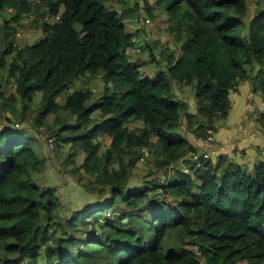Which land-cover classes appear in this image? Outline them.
I'll return each instance as SVG.
<instances>
[{"label": "trees", "instance_id": "16d2710c", "mask_svg": "<svg viewBox=\"0 0 264 264\" xmlns=\"http://www.w3.org/2000/svg\"><path fill=\"white\" fill-rule=\"evenodd\" d=\"M40 1L39 37L23 45L5 39L2 54L12 55L8 62L0 56V66L14 91L6 98L0 90V109L19 100L20 106L7 107L21 118L28 108L37 133L48 114L73 115L72 123L54 115L55 132L41 138L47 164L68 143L59 169L75 168L78 180L87 177L84 188L107 194L102 204L69 206L65 214L56 186L33 178L42 172L41 159L16 133L28 128L3 124L0 264H201L186 243L204 264H264V158L250 169L226 154L185 158L197 149L179 133L188 130L203 141L208 129L212 135L230 109V92L244 80L264 103V0H255L252 12L246 0H167V28L183 39L176 58L167 53V74L154 78L126 59L130 34L102 0ZM37 7L31 0H0V12L9 11L4 27ZM84 77L97 83L85 86ZM171 80L192 85L195 113L187 111L184 89L182 97L171 91ZM35 92L38 106L30 111ZM257 120L264 128V108ZM138 161L147 163L146 172L132 184ZM179 161L184 165L176 166ZM80 214L90 220L80 222ZM172 233L180 243L166 250Z\"/></svg>", "mask_w": 264, "mask_h": 264}, {"label": "rangeland", "instance_id": "374dc122", "mask_svg": "<svg viewBox=\"0 0 264 264\" xmlns=\"http://www.w3.org/2000/svg\"><path fill=\"white\" fill-rule=\"evenodd\" d=\"M34 3L38 4L37 10L32 11L31 14L26 15L23 17L18 24L15 23H7L5 24L6 27H4L3 23V15H7L9 11L0 12V56H3L6 62L9 61L11 58L12 53L2 54L3 47L5 46V39L12 40V42L17 43L19 45H23L25 42L30 41L34 38L39 37V30H37V25L42 20V16L40 13L44 9V3L40 0H31ZM146 3L149 5V9L147 11H144V16H147L149 18L148 24L141 27L140 23L142 22L138 19V9L134 8L133 6L136 4L135 7H137V4L141 5V2L145 3L144 0H102L103 4L107 6L109 9L115 11L123 20L124 24V30L125 32H128L130 34L131 43L128 45L126 50V59L133 63L137 62L138 64V70L140 72L141 76H148L150 78L156 77L160 72H164V74H167V60L166 56L167 53H171L174 58H176L179 53V45L182 41L183 37H181V40L178 39L174 33L170 32L167 28L168 24V15L165 10V5L167 3V0H145ZM249 6L248 11H253V5L255 0H246ZM5 13V14H3ZM2 27V28H1ZM75 29L79 30L80 24L75 22L74 23ZM12 28L16 29V32H12ZM11 29V30H10ZM149 31V33L147 32ZM10 33L8 36L4 35L5 32ZM12 32V33H11ZM12 34V35H11ZM41 35V34H40ZM8 37V38H5ZM152 38H154V42L152 41ZM148 45H151L152 52L148 48ZM138 48V49H137ZM85 82L83 83L85 86L91 87L92 85H95L97 83V78H85ZM100 83V82H99ZM79 84V83H78ZM171 91H175L177 96L182 97L181 92L174 90V84L175 81L171 80ZM96 87V88H95ZM93 89L94 91H97L99 89V85L95 86ZM185 91V97L183 99L188 102L187 96L190 97V101L194 99V89L192 85H182L180 86ZM110 88V87H109ZM13 82L10 79L6 78V68L5 65L0 66V90L2 92L3 97L8 98L10 93H12L14 90ZM111 90V89H110ZM109 90V91H110ZM40 92H35L33 100L30 103L29 110L32 111L33 107L38 106V98ZM67 94V91H62L58 97L57 101L62 102ZM232 95V93H231ZM173 98H177L175 96H172ZM94 98V97H93ZM91 98L90 100H92ZM187 98V99H186ZM259 101L256 99H253L251 101V105L253 108H256L259 111L263 110L261 106V97L259 95ZM13 101H6V103L3 105V107L0 109V128L3 126L4 121L7 119L17 118L20 119V126L22 128H28L24 130H18L17 135L22 140H26V142L33 148V150L36 152L38 157L41 159V163L39 165V171H42L41 173H33V178L39 185H47L52 184L56 186L57 189V195L59 197V200L61 202V211H63L65 214L69 211L68 207L72 206L73 209H85L88 206H97L99 204H102L105 201L106 194L107 193H100L99 190H88V188H84L82 185V182H86L87 177L84 175L81 180L77 179L78 172H75V168L73 167L63 168L59 169V165L57 162L64 156V154L69 151V144L68 143H62V146L59 148L54 149V154H49V158L51 157V162L49 163L50 167L47 164L46 157L48 153V149H46L45 144L41 141V138L43 139L46 136L51 135L55 132V129L57 127V124H53L52 118L55 116L60 118H64V120L68 123L73 122V115L71 117L63 112L57 111V114L50 113L48 114L44 121L40 124V126L37 127V129L40 131L39 133L35 132L34 130L30 128H34L32 125V117L27 114V110L21 118V115L13 113V110L10 111L7 105L10 103L15 105H21V102L16 99ZM1 97H0V105L1 103ZM14 106V105H13ZM16 108H20V107ZM10 107V106H9ZM15 107V106H14ZM236 109L233 111L235 112ZM2 111V112H1ZM236 113V112H235ZM249 115V114H248ZM247 115V116H248ZM246 117H243L242 119L248 121ZM96 118H98V115H95ZM255 119V118H254ZM256 124L254 127L262 130L263 125L259 123L256 116ZM220 122V121H219ZM14 129V128H10ZM35 129V128H34ZM79 129H70L66 128L63 130L64 133H76ZM179 133L182 135H185L183 130L181 128L179 129ZM102 144L105 145V142L103 141ZM103 148V146H102ZM101 148V150H102ZM260 153V152H258ZM212 159H215L213 155L209 156ZM238 155L235 157L230 158L231 160H235V162L238 160ZM53 158V159H52ZM77 162H80L82 159L81 153L75 155L74 157ZM260 158H264V153L260 154ZM258 158V159H260ZM252 158L248 159L244 163H240L241 165L245 166L246 168L250 169L252 167ZM75 161V162H76ZM72 164V166H76L77 163L70 162L68 165ZM177 165H180L177 163ZM182 166V165H181ZM49 167V168H48ZM147 163L143 161H138L135 168L132 169V175L130 183L137 184L139 181L144 178L143 174L146 172ZM50 174L46 176V171L50 170ZM69 168V169H68ZM147 174V173H146ZM80 189H84V192H80ZM63 206V207H62ZM82 206V207H81ZM67 207V208H64ZM80 222H88L90 218L88 216L84 217V214L77 215ZM160 217H156L155 222L159 221ZM186 241H188L187 238H185ZM180 239L172 233L167 241H166V250L173 249L177 245H179ZM187 247L191 248L195 251V254L199 261H201V264H204L203 257L199 253V251L194 246H189L188 243ZM85 243L83 244V247H85ZM237 264H243L242 261L237 262Z\"/></svg>", "mask_w": 264, "mask_h": 264}, {"label": "crops", "instance_id": "0c3cea01", "mask_svg": "<svg viewBox=\"0 0 264 264\" xmlns=\"http://www.w3.org/2000/svg\"><path fill=\"white\" fill-rule=\"evenodd\" d=\"M147 7L149 9L148 4ZM148 9L145 7V11ZM140 25L143 27L146 24L140 23ZM147 32L149 33L148 30ZM152 41L154 42V38H152ZM148 48L152 52L151 45H148ZM133 63L138 62L136 60V62ZM175 89L176 91L181 92L182 96L184 95L180 85L174 84V90ZM259 95L260 94L258 92H252L251 84L248 80L240 82L229 94L231 101L230 109L227 116L224 119L219 120L220 122L218 121V124L216 125L217 128L213 131L212 141L210 143H203L201 139L197 138L193 133L188 130H184L188 141L197 149L195 153H187L185 158H192L193 160H196L201 155L207 157L213 155L216 158L220 154H226L228 158H232L238 155L239 157L236 162L244 164L245 161L250 158L253 159L252 162L260 158V154L264 153V128L262 127V130H260L254 127L256 124L255 119L258 114V110L253 108L250 104L253 99L259 101ZM187 97V111L191 114L195 113L194 99L190 101V97ZM261 106L264 108L262 99ZM234 109H236V113L233 111ZM246 116L247 119H249L248 121L242 119ZM182 121L183 124L181 126L184 128V117ZM177 163L180 165L183 164L180 161ZM177 163H175L176 166H178Z\"/></svg>", "mask_w": 264, "mask_h": 264}, {"label": "built area", "instance_id": "2783aa9c", "mask_svg": "<svg viewBox=\"0 0 264 264\" xmlns=\"http://www.w3.org/2000/svg\"><path fill=\"white\" fill-rule=\"evenodd\" d=\"M138 12H139V19L141 20V22L142 23H148L149 22V19L146 16H144V11H143V8H142L141 5L139 7ZM7 124L8 125H11V126H14V127L20 126V123L18 121H13L12 123L10 122V124L8 123V121H5L4 122V125H7ZM207 132H208V135L206 136V138L204 139V141L209 142V141L212 140L211 130L208 129Z\"/></svg>", "mask_w": 264, "mask_h": 264}, {"label": "clouds", "instance_id": "9594fccd", "mask_svg": "<svg viewBox=\"0 0 264 264\" xmlns=\"http://www.w3.org/2000/svg\"><path fill=\"white\" fill-rule=\"evenodd\" d=\"M211 136H213V134L211 135ZM203 143H210L211 141H209V142H207V141H203V140H201ZM216 159V158H215Z\"/></svg>", "mask_w": 264, "mask_h": 264}, {"label": "water", "instance_id": "95a60500", "mask_svg": "<svg viewBox=\"0 0 264 264\" xmlns=\"http://www.w3.org/2000/svg\"><path fill=\"white\" fill-rule=\"evenodd\" d=\"M80 192H84V189H80Z\"/></svg>", "mask_w": 264, "mask_h": 264}]
</instances>
